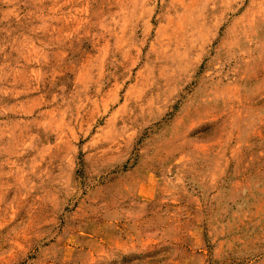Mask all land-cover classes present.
<instances>
[{
  "label": "rangeland",
  "instance_id": "rangeland-1",
  "mask_svg": "<svg viewBox=\"0 0 264 264\" xmlns=\"http://www.w3.org/2000/svg\"><path fill=\"white\" fill-rule=\"evenodd\" d=\"M0 264H264V0H0Z\"/></svg>",
  "mask_w": 264,
  "mask_h": 264
}]
</instances>
